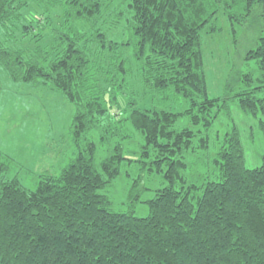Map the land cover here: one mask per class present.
I'll use <instances>...</instances> for the list:
<instances>
[{
    "label": "trees",
    "instance_id": "obj_1",
    "mask_svg": "<svg viewBox=\"0 0 264 264\" xmlns=\"http://www.w3.org/2000/svg\"><path fill=\"white\" fill-rule=\"evenodd\" d=\"M257 5L264 27V0H0V65L15 82L68 97L78 150L35 190L0 175V264H264V157L247 168L234 129L213 162L221 181L188 178L190 158L209 144L195 145L194 129L209 130L231 99L208 94L202 33L218 32L223 11L236 34ZM125 31L130 37L120 40ZM33 40L35 48L26 46ZM245 60L259 76L238 78L249 89L234 98L244 112L264 115V37ZM182 118L190 126L177 129ZM128 123L143 137L138 159L125 152ZM100 146L110 154L98 165ZM126 162L166 183L142 202L147 217L134 212L147 190L142 176L127 212L103 194Z\"/></svg>",
    "mask_w": 264,
    "mask_h": 264
},
{
    "label": "rangeland",
    "instance_id": "obj_2",
    "mask_svg": "<svg viewBox=\"0 0 264 264\" xmlns=\"http://www.w3.org/2000/svg\"><path fill=\"white\" fill-rule=\"evenodd\" d=\"M123 9V6L119 7ZM126 8V7H125ZM261 6L257 5L251 17L244 24L234 25L236 34L232 32V25L222 11L217 18L218 32L202 33L204 62L208 86V94L212 98L230 96L228 108L222 110L209 130L203 127L195 128L198 136L195 145H199L202 138H208L207 149H198L194 157L192 171L188 178L208 177L210 181H221L220 170L214 165L227 134L236 129L243 145L245 164L249 169L262 166L264 157V133L261 121L264 115L260 112L255 116L246 113L239 105L240 92L249 89L248 85L238 81L244 74H252L256 80L259 76L258 66L254 60L246 61L247 53L255 49L261 37H264ZM58 23V19L54 20ZM48 47L52 45L50 34L46 33ZM130 37L128 31L118 35L120 40ZM26 46L36 47L35 40L27 41ZM133 50V47H132ZM132 54V51H129ZM255 82L252 88L258 86ZM264 99V92L258 94ZM121 116L129 115L127 97L120 95ZM183 101V100H182ZM186 103L176 105L177 111L183 109ZM76 108L68 97L54 86L34 88L29 84L15 82L0 65V175L6 180L18 179L29 190H35L46 176H60L63 170L73 162L78 154L75 148L71 126ZM190 126L187 118L178 121L176 128L183 129ZM126 131L132 136L125 143L126 155L139 158L140 145L143 137L128 123ZM95 140L98 141L97 136ZM109 148L101 147L97 153L98 165L109 157ZM142 176V183L147 189L142 200L136 203L135 215L147 217L149 207L142 203L153 199L155 192L166 186L163 178L148 171L143 173L137 164L125 163L118 179L103 191L113 202L116 212H127L129 194L134 179ZM199 181V180H198ZM202 182V181H201Z\"/></svg>",
    "mask_w": 264,
    "mask_h": 264
}]
</instances>
